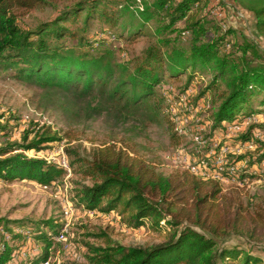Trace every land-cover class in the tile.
Listing matches in <instances>:
<instances>
[{
  "label": "trees",
  "instance_id": "obj_1",
  "mask_svg": "<svg viewBox=\"0 0 264 264\" xmlns=\"http://www.w3.org/2000/svg\"><path fill=\"white\" fill-rule=\"evenodd\" d=\"M108 1L116 9L111 10ZM108 1L78 0L28 27L17 21L18 15L45 5L47 0H0V70L13 71L16 79L37 85L46 103L66 115L70 127L97 116L105 117L113 128L159 124L165 125L175 143L182 139L175 120L178 114L167 92L158 86L169 79L185 93L196 76H208L207 84L188 101L194 111L198 99L211 95L206 109L209 129L201 132L206 139L204 152L211 147L215 132L225 134L229 125L264 114V51L252 39L232 41L230 35L235 30L207 19L203 10L208 0H143L142 9L136 0ZM233 1L252 14L255 29L264 39V0ZM126 12L137 18L119 23ZM93 19L105 22L109 29L89 36ZM149 22L154 25L151 39L138 53L118 59L106 45L122 38L127 26V39L144 35L143 27ZM179 22L181 26H177ZM12 118L17 119L0 113V180L48 186L67 173L78 174L81 180L75 182L71 197L77 207L117 212L127 227L147 225L163 237L150 245L125 246L114 242L106 231L93 233L102 237L104 244L86 242L89 264H264V247L263 255L251 251L252 244L264 241V232L258 231L264 229L263 206L250 212L237 202L233 216L226 220L218 209V199L226 196L216 181L187 170L164 174L138 153L127 136L111 131L89 146L71 144L80 139L71 128L54 129L37 122L24 128L19 139H11ZM263 129L264 121H252L220 140L215 154L226 141L229 145L251 139L260 143L254 150L227 153L222 175L240 181L259 176L252 167L264 161V138L255 137V132ZM62 141L67 168L54 159L25 153ZM190 153L209 160L200 150ZM238 161L243 165L229 172L228 167ZM209 165L217 169L213 161ZM61 227L53 218L0 217V264L47 261L53 237ZM228 235L244 238L250 248L240 243L223 244L220 239ZM29 236L42 243L40 250L15 260L17 243Z\"/></svg>",
  "mask_w": 264,
  "mask_h": 264
},
{
  "label": "rangeland",
  "instance_id": "obj_2",
  "mask_svg": "<svg viewBox=\"0 0 264 264\" xmlns=\"http://www.w3.org/2000/svg\"><path fill=\"white\" fill-rule=\"evenodd\" d=\"M76 1L78 0H47L43 6L20 13L17 21L24 26L32 27L38 22L50 18L57 10ZM108 2L111 10L116 9L114 3ZM207 3L203 10L204 14L206 13V18L220 24L223 29L231 27L235 30V33L230 35L232 41H241L245 38L252 39L264 51V39L257 33L253 16L249 11L242 9L233 0H208ZM136 18L137 16L133 18L130 13L126 12L119 18V23H132ZM181 25L182 22L177 24V26ZM153 27L154 25L149 22L143 27L144 35L129 40L127 39V26L122 33V38H114L106 45L114 49L118 59H124L129 54L138 53L149 43ZM106 29H109V26L105 22L93 19L87 34L98 36ZM209 34L211 35V32ZM208 78V76H196L191 88L185 93H181L178 84L169 79L158 86L160 91L165 90L167 92L172 105L175 107L174 111L178 114L175 120L178 129H180L178 134H182L179 143L173 142L165 125L159 124L143 126L133 123L136 125L129 124L113 128L105 117L97 116L80 124H72L70 127L66 115L58 108L46 103L37 85L16 79L13 76V71L10 70H0V113H3L4 117L11 115L17 118H12L9 121V124L13 126L11 139H19L24 128L31 127L37 122L40 125L49 124L54 129L70 130L71 128L80 137L78 141H72L71 144L81 142L84 146H89L91 142L105 138L111 131L117 132L122 136L129 137L135 144L138 153L151 160L157 170L164 174H170L175 171L186 170L176 159L179 152L184 155H191V150L201 148V155L203 156L205 153L204 147H198L193 137L196 133L208 132L210 123L206 119L208 115L206 109L209 107L211 95L207 93L198 99L194 111L188 106V101L189 96H194L201 86L207 84ZM258 98L256 97L252 101L254 108L257 107ZM254 120L264 121V114L253 116L248 122ZM126 128H130L131 131H126ZM260 132V136L257 138H264V129ZM225 134H221L219 131L215 132L211 146L214 141L220 142L224 137H228ZM2 140L3 137L0 136V142ZM226 142L229 147L235 146L229 145L228 141ZM259 145V141L253 140V147L250 149L243 148L241 152L254 150ZM49 146V148L39 152L30 150L25 151V153L28 156L54 159L57 162L65 158L64 141L51 143ZM80 180V176L74 173H67L47 187L27 180H16L10 183L0 180V217L29 220L53 218L62 224L67 221L68 229L65 240L56 241L53 239L50 257L48 258L50 264H89L85 258V254L88 252L86 242L103 245L104 239L93 234L99 231H106L114 242L125 246H145L162 241L163 237L147 225L139 228L127 227L121 222L117 212L85 211L81 207H77L71 201V197L73 188L76 186L75 182ZM218 185L221 194L226 196V198L218 199L219 213L226 220L233 216L237 202H241L250 212L259 205L264 207V179L250 180L247 183L221 181ZM67 202L73 206V214L69 216L68 220L62 214L63 207ZM258 231L261 233L264 232V229L259 228ZM220 241L223 244L240 243V246L245 249H249L251 245L244 238L236 235L224 236ZM41 245L42 243L37 242L34 237H27L22 243H17L13 253L15 260L33 256L40 250ZM262 247H264V241L259 240L256 244H252L251 251L263 255Z\"/></svg>",
  "mask_w": 264,
  "mask_h": 264
},
{
  "label": "built area",
  "instance_id": "obj_3",
  "mask_svg": "<svg viewBox=\"0 0 264 264\" xmlns=\"http://www.w3.org/2000/svg\"><path fill=\"white\" fill-rule=\"evenodd\" d=\"M142 1L143 0H136V6L139 9H142ZM177 116H175L176 118ZM250 120V118H248V120H246L245 123L243 124H237L234 123L232 125H229L227 128V133L225 134V136H231L233 134H235V132L240 131L244 128V126L249 123L248 121ZM256 121V120H254ZM180 130V129H179ZM260 131H256L255 132V137H259L260 136ZM194 141L196 142L198 147L201 146H205L206 143V139L203 138V136L199 133H196L193 137ZM253 140L251 139L249 141L243 142V143H237L234 147H229L228 145H224L221 146L219 148V152L217 154H215V150L216 147L219 146V141H214V143L212 144V146L209 148V150L207 152H205L203 154L204 158H208L209 160L203 159L201 157L198 156H192V155H184L183 153L179 152L176 159L177 161L182 165V167L184 169H186L188 172L204 179V180H208V179H212L214 181H216L217 183L220 184L221 181H234L237 183H247L250 180H245V181H240V180H236L235 178H229L226 175H222V169H223V164L226 163V154L231 152V153H241V151H243V148H252L253 147ZM202 147V148H203ZM201 148H197L195 149V151H199ZM206 154V156H204ZM183 155V156H182ZM213 161V165L217 166V169H211L209 162ZM62 166L67 168V163H66V158H63L60 162H59ZM240 165H243L242 162L238 161L235 163L234 166H230L228 167L229 172H233L235 171ZM253 173L259 174L258 177L253 178L251 180H255V179H264V161H261L255 165H253L252 167ZM69 172V170H68ZM47 187V186H44ZM62 214L65 217V219L68 220V218H70L69 216H71L73 214V206L70 202H67L66 205L63 207L62 210ZM67 229H68V222L66 221L65 223L62 224V227L60 229V231L54 235V239L56 241H64L65 240V234L67 233ZM42 264H50V261L47 260L45 262H43Z\"/></svg>",
  "mask_w": 264,
  "mask_h": 264
}]
</instances>
